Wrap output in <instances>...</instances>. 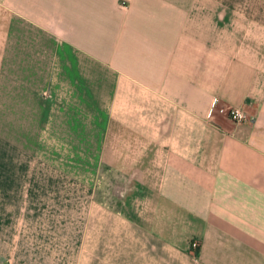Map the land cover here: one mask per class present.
<instances>
[{
    "label": "crops",
    "instance_id": "obj_1",
    "mask_svg": "<svg viewBox=\"0 0 264 264\" xmlns=\"http://www.w3.org/2000/svg\"><path fill=\"white\" fill-rule=\"evenodd\" d=\"M43 232L82 264H264V0H0V254L77 264Z\"/></svg>",
    "mask_w": 264,
    "mask_h": 264
},
{
    "label": "rangeland",
    "instance_id": "obj_2",
    "mask_svg": "<svg viewBox=\"0 0 264 264\" xmlns=\"http://www.w3.org/2000/svg\"><path fill=\"white\" fill-rule=\"evenodd\" d=\"M45 218V217H44ZM86 233V232H85ZM89 234V233H88ZM96 234V233H95ZM43 237L42 239L44 240L43 243L46 245L45 248L42 250L44 251V257H50L51 252L53 254H58L59 256H64L68 260L72 261L73 263L77 264H82L83 263V253L84 249L78 246V242L76 244V241L80 240L83 238H86V234L84 237H80V235L76 232H57V233H45L43 232ZM65 240H70V246L69 247H61V246H55V245H60L63 244ZM54 245V247H51V245ZM18 248H10L9 255L13 257H5L0 254V264H9V259H11L14 262V256H16V259H18ZM44 264H50V258H47L44 261Z\"/></svg>",
    "mask_w": 264,
    "mask_h": 264
},
{
    "label": "built area",
    "instance_id": "obj_3",
    "mask_svg": "<svg viewBox=\"0 0 264 264\" xmlns=\"http://www.w3.org/2000/svg\"><path fill=\"white\" fill-rule=\"evenodd\" d=\"M211 108L212 110H216L220 114L227 115L235 123L243 122L247 118L246 112L241 108L218 106V99L213 100ZM190 244L192 248H197L199 245L198 241L195 239H193Z\"/></svg>",
    "mask_w": 264,
    "mask_h": 264
}]
</instances>
